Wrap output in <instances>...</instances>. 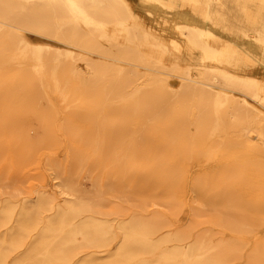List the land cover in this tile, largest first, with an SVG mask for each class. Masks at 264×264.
<instances>
[{"label": "rangeland", "instance_id": "rangeland-1", "mask_svg": "<svg viewBox=\"0 0 264 264\" xmlns=\"http://www.w3.org/2000/svg\"><path fill=\"white\" fill-rule=\"evenodd\" d=\"M130 1L132 2L131 7L135 14L145 25L151 27L152 32L166 42L162 64L154 62L158 56L150 48L144 46H140L139 50L143 54V57L149 61V69L143 67L140 63L135 62L130 64L129 62L121 61L124 58L113 59L99 56L95 52L98 49H90L93 52L89 53L78 48H72L60 38L55 37V33H58V31H55L54 35L39 33L34 30H24L21 32L22 38H20L21 41L25 42V45L15 54L17 55L15 58H11V61L9 60L3 68L0 67V81L5 80V82L2 81L0 83V136H2L0 137V205L9 202L11 205H14V214H17L20 208L30 206V204L35 202L38 194H42L45 198H48L53 205H62L67 200L77 196L88 202L95 209L101 211L100 215H103L101 219H105L114 226L122 220H128L132 214L140 216L146 214L159 215L165 220V225L169 228L168 232L172 235H175L178 231H183L188 235V239L202 237L204 241L215 245L225 242L229 246L227 248L228 255L226 256L227 264H249L252 260L254 264H264V221H262L264 220L262 219L264 218V183L261 192L263 201L257 202L255 201L257 191L254 181L247 175L246 170L239 163L231 165L226 164L224 161L228 155L234 154L237 161H240L239 158L246 156L250 161L259 160V162L264 163V135L257 133V126H264V108L251 97L244 95L240 90H226L223 89V86L218 88L216 94H219L220 99L223 101L227 99L228 107H223L225 118L218 116L215 119L220 125L216 123L215 127H212L211 130L206 128L202 130L198 129L197 126L202 123V120L200 122V116L196 113L194 114L193 107L186 102V105L189 106L187 107L186 115L179 120L180 122H177L178 126H176L175 130L170 131L168 128L166 131L158 129L157 127L166 125L173 118L177 105V97L181 93L184 94L186 92L185 88L183 89L184 85L179 84L181 80L170 72L174 71V66H183L187 61H191V58L194 56L189 47L186 49L188 45L185 37L172 28L173 19H181L193 24L204 25L201 15L204 8L202 4L195 6L186 3L185 0H178L177 8L172 10L165 6L164 14L160 16L158 13L160 9L158 2L151 1L148 3L153 13L149 14L146 12V6L140 4V0ZM259 4L258 0H245V2L244 0H224L221 4L213 2L215 10L211 21L215 22L218 19L222 22L224 20L235 27L244 28L245 26L247 30V22L245 23L246 15L250 13L254 14L261 9ZM257 19V21H253L255 28H249L253 32V37L249 43L245 41L247 40L246 38L236 37V32H223L219 30L217 32L223 38L236 42L241 51H248L252 56L259 57L264 50V17ZM107 33L109 37L97 39L106 49L114 51L117 50L118 46L128 44L119 32L114 33L109 28ZM113 34L117 36L112 39L111 36ZM174 40L179 42L180 48H176L171 43ZM69 51H73V58L68 56ZM86 59L97 63L102 61L107 62L111 66V69L107 70L98 79L92 94L87 97L91 101L90 107L82 108L77 98L72 102L66 103V107L64 101L69 100L70 90L64 86L63 88H56L55 85L60 80H67L65 81L66 83L72 81L70 79L72 76H77L74 77L75 82H80V80L88 81L92 70L87 67ZM68 66L73 68V71L65 73L64 77H61L60 70L66 69ZM126 66L130 69L127 71L134 70L135 72H133V75L132 73H128L129 78L127 77V82L130 85L128 84L124 87L125 98L123 99L134 97L136 99L135 105H133L135 107L134 110L138 109L137 106L140 105L143 99L141 91L150 75L161 78L168 85L166 105L148 106L146 113H143L139 119V131H133L131 125L127 126L129 129L131 126V130L120 129L119 101H112L111 99L116 98L112 97L109 99L110 97L107 96L109 85L113 84L120 77L118 67L127 68ZM195 71L196 69L193 67L191 72L194 73ZM242 74H246V71L242 72ZM3 76L4 78H2ZM109 107H111L110 112L108 111ZM160 107H164V109ZM115 108L116 110L112 111ZM237 108L240 112L237 111ZM161 110L165 113H161ZM168 112L171 113L169 114ZM166 114H168L167 117L165 116ZM163 115L165 118L161 117ZM160 117L162 122L160 121ZM235 119L238 121L235 122ZM146 121L147 123H145ZM111 122L113 123L111 124ZM227 122L232 125L228 131H225L222 123ZM249 122L251 124L248 126ZM154 123L157 125L156 127ZM143 125H145L144 129ZM45 128L47 129L46 131ZM48 128L51 130H48ZM2 130L4 131L2 132ZM71 131H75L76 134ZM97 132H99V135H97ZM143 132L144 135L142 137L141 134ZM183 132L186 135H183ZM14 133H16V136ZM49 133L56 136L51 135L50 138L48 137L50 142L47 139ZM45 134L47 135L45 136ZM73 134L76 137H73ZM135 135H137V138ZM181 135H183L182 138ZM88 136L91 137L89 138ZM146 137L147 139L150 137L149 141H146ZM55 138L56 141L54 140ZM197 139H202L203 145L197 144L195 142L198 141ZM230 140L234 145L237 144V146L233 147ZM114 141L117 143L113 144L112 142ZM188 141L189 143H187ZM42 142L44 144L47 143V145H49L48 142H52L54 147L57 146L54 148L50 144L51 146L49 145L50 148H48L49 146L45 147ZM107 143L110 147L107 146ZM118 144L119 146H117ZM209 144L212 146L211 151H200V146ZM217 144L221 148L217 147ZM245 144L246 155L238 150ZM95 145L97 148H95ZM111 145L113 146L111 147ZM60 146L61 148H59ZM150 147L154 148L155 154L148 151ZM118 148H120V151ZM78 151L80 152V156L77 155V153L79 154ZM81 152L85 154L84 158L86 155L89 157L84 160ZM90 152L92 155L95 154L96 157H91ZM119 153L123 157H120ZM206 153L208 154L206 155ZM106 154L108 155L106 156ZM128 157L129 159H127ZM131 158H135L136 160H131ZM115 160H121L125 165ZM130 161V166L136 168V171L133 167H125L124 171L123 167L127 166V163ZM133 161L136 163L132 164ZM101 163H104V166H101ZM131 169L134 171L132 172ZM130 174H132V177ZM235 174L236 176H234ZM120 176L123 178L122 180L118 179ZM134 182L136 183L134 184ZM220 193L222 194L220 195ZM228 205L229 208L231 207L230 209H226ZM244 212L246 213L244 214ZM94 215H98L97 212H94ZM232 215L234 217H230ZM260 217L262 220H260ZM165 218L168 222H166ZM218 221L223 225L219 227L220 224L216 223ZM249 222L250 225L248 224ZM241 223H245V226H243L244 224L240 226L239 224ZM226 225L233 228H228ZM253 237L255 238L253 239ZM115 239L112 245L115 244ZM260 242L262 243V251L257 252L255 244Z\"/></svg>", "mask_w": 264, "mask_h": 264}, {"label": "bare ground", "instance_id": "bare-ground-1", "mask_svg": "<svg viewBox=\"0 0 264 264\" xmlns=\"http://www.w3.org/2000/svg\"><path fill=\"white\" fill-rule=\"evenodd\" d=\"M151 1L158 2L160 6L158 13L160 16L164 14L165 6L174 10L175 8L178 7V2H179L178 0H140V4L146 6V12L149 14H153L148 4ZM185 1L186 3L193 4L195 6H197V4L203 5L204 9L202 10L201 15L204 21V25H199L197 23L193 24L190 22L182 21L181 19L180 20L173 19L174 21L172 22V28L175 31L179 32L180 35L185 37V40L187 41V45H188L186 49H188L189 47V49H191V51L194 53V56L191 58V61H187L183 66H178V67L174 66V71L170 72L171 74L176 75L181 80V83L179 84L184 85L183 89L185 88L186 92L184 94L181 93L180 96L177 97V105L175 108L174 116L172 115L173 118H171V120L168 121L166 125H161L160 127L157 128L165 131L167 128L170 131L175 130L176 126H178L177 122H180L179 120H181L186 115L187 107H189L188 105H186V102H188L190 106L193 107L194 114L196 113L197 115L200 116L199 118L200 122L202 120L201 124H199L198 122L199 125L197 126V128L200 130L204 128L211 130L212 127H215V124L218 123L217 121H215L216 117L220 116L221 118H225L223 107L228 105V101L227 99L223 101L222 99H220V95L216 94L218 92L217 91L218 88H221L223 86H224L223 89L226 90L227 89L240 90L244 95L251 97L259 105H261L262 108H264V84H263L264 83V50L262 54L259 55V57L252 56V54L248 51L246 52L241 51L236 42L227 38H223L217 32V30L223 32H230V31L236 32L237 34L236 37L246 38L247 40L245 41L249 43L251 41V38L253 37V32L250 31L249 28L251 29L255 28L253 21H257L258 20L257 18L261 19L264 17V0H258L260 2L259 5L261 9L256 11V13L254 14L250 13L246 15L245 23L247 22L246 23V25L248 26L247 30L245 29L246 28L245 26L244 28L235 27L232 24L226 23L224 20L222 22L218 19L215 20V22L211 21L212 14L214 13L215 10L213 2H215L216 4L218 3L221 4L223 3L224 0H185ZM131 5L132 2L130 0H0V29H3L0 30V67L3 68L11 58H15L17 56L15 54L20 50V48H23V45H25L24 44L25 42L21 41L22 38L21 32L24 30H28V31L34 30L39 33L52 34V35H54L53 33H55V31H58V33H55L56 34L55 37L60 38L62 41L66 42V44H68L72 48H78L83 51H87L89 53L93 52L90 49L92 50L98 49L95 52H97L99 56H103L106 58H113V59L124 58L121 61H126V63L129 62L130 64L135 62L140 63L143 67L149 69L148 68L150 67L148 63L149 61L143 57V54L139 50L140 46H144L150 48L151 51L158 56V58L155 59L154 62L158 64H162V56L164 55V47L166 42L160 39L154 32H152L150 26H147L143 23V21L135 14ZM161 21L165 22L163 20ZM109 28L114 33L119 32V34L123 36L125 40L128 42V44L124 46H118L117 50L114 51L108 50L105 47H103L98 42L97 39H101L106 36L109 37L107 33ZM116 36L117 35L113 34L111 37L113 39ZM171 43L176 48L181 47L179 42H177V40H174ZM112 44L115 45L116 43H112ZM72 53L73 51H69L68 56L73 58L74 56ZM86 65L89 69L92 70L88 81L80 80V82H75L74 77L77 76H72L70 77L72 81H68V83L65 82L67 80H60V82L56 83L55 85L56 88L57 87L63 88L64 86L65 88H68L70 90L69 91L70 98L69 100L67 99L66 101H64L65 104L69 103V101L72 102L77 98L82 108L90 107L91 101H89L87 97L92 94V91L95 89L94 87L96 86L98 79L107 70L111 69V66L107 64V62H103V61L97 63L89 59L88 60L86 59ZM193 67H195L196 69L194 73L191 72ZM127 70L130 69H128V67L127 68L118 67V74L120 77L113 84L109 85L110 87L108 89L107 96L110 97L109 99H111L112 97L117 99V100L111 99L112 101H119L120 105L119 104L118 105L120 106L119 112L121 116L120 117L121 119L119 120L120 129L131 130V126H132L133 131H139L140 128L139 119L143 115V113H146L148 106L153 107L155 105L157 106H162L164 104L166 105V95L168 94V85L161 78L156 77L154 75H150L146 80L145 86H143L144 88L141 91L143 95V99L141 100V102L139 101L140 105L137 106L138 109L136 108L137 110H134L135 107L133 105H135L134 102L136 101V99L134 97L130 99L127 97L128 99H123L125 98L124 96L125 93L123 92L124 87L129 84V82H127L129 78L128 73H132L133 75V72H135L134 70L133 71H127ZM72 71L73 68H70L69 66L66 69L64 68L60 70L61 77H64L65 73ZM245 71L246 74H242V72ZM2 78H4V76ZM2 81L5 82L4 79ZM2 81H0V83ZM112 105L114 104L112 103ZM160 108L164 109V107H160ZM167 109L169 110V108ZM110 110L111 107H109L108 111L110 112ZM115 110L116 108L112 111ZM161 113H165V112H162L161 110ZM168 113L170 114L171 112ZM167 115L168 114H166L165 116L167 117ZM158 116L156 117L158 118ZM161 117H164V115ZM109 119L111 118L109 117ZM156 121L154 122L156 123ZM160 121L162 122V119ZM234 121L236 122L238 120L235 119ZM94 122H96V120ZM66 123L68 124V122ZM112 123L113 122H111V124ZM145 123H147V121ZM228 123L229 122L222 123L223 125L222 127L224 128L225 131H228L232 125ZM250 124L251 122L248 123V126ZM128 125H131L130 129L129 127L127 128ZM144 126L145 125H143V129L145 128ZM156 126L157 125H155V127ZM46 130L47 129L45 128V131ZM48 130L51 129L48 128ZM257 130H258L257 131L258 134L264 135V126L258 125ZM3 131L4 130H2V132ZM67 131H69V129H67ZM75 131L74 132L71 131V132L76 134ZM16 133H14L15 136ZM98 133L99 132H97V135H99ZM184 134L186 135L185 132H183V135ZM46 135L47 134H45V136ZM48 135H50V133ZM48 135H47V139L50 142L49 138L51 137L52 134L50 136ZM143 135L144 132L143 134H141V136L143 137ZM183 135H181V138ZM122 136L123 135L121 133V137ZM125 136L127 137V135ZM135 136L137 138V135ZM73 137H76V135H74ZM88 137L90 138L91 136ZM149 139H147L146 141H149ZM54 140L56 141V138ZM189 141L187 143H189ZM43 142H45V140H43ZM43 142L42 144L45 147H48L50 144L53 145L52 142L51 143L48 142L49 145H47V143L44 144ZM195 142H197V144L199 145H203L202 139H199L198 141ZM112 143L114 144L115 141ZM148 143L150 144V142ZM219 144H217V147L221 148ZM96 145L95 148H97ZM50 146L48 148H50ZM112 146L113 145H111V147ZM117 146H119V144ZM232 146L233 147L237 146V144L235 145L233 144ZM108 147H110V145ZM114 147L117 148L116 146ZM200 147H201L200 151L202 152L203 151L209 152L212 150L211 148L212 146H210V144ZM59 148H61V146ZM209 148L211 149L209 150ZM105 149L107 150V148ZM118 149L120 151V148ZM31 150L33 149L31 148ZM238 150L242 154L246 155V144L244 146H241ZM148 151L155 154L154 148L150 147L148 148ZM143 153L145 154V152ZM81 154L83 153L81 152ZM95 154L92 155L91 153L92 155L91 157L95 156ZM119 154L120 157H123L121 156L122 155L121 153ZM207 154L208 153H206V155ZM77 155L80 156V152L79 154L77 153ZM84 155L85 154L82 155L83 159L86 160V158H88L89 156L86 155V157L84 158ZM107 155L108 154H106V156ZM129 157L127 159H129ZM135 158H131V160L133 159L136 160ZM80 159H82V157H80ZM113 159H115V157H113ZM239 159L240 161H237L235 155L231 154L228 155L224 161L226 164H231V165L239 163V165L246 170L247 175L250 177L251 180L254 181L255 184V188L257 191L255 196V201L257 202L263 201V198L261 197V192H262V185L264 183V163L259 162V160L250 161L248 158H246V156ZM115 161L122 162L121 160H115ZM130 163L131 161L127 163L128 164L127 166L123 167L124 171H125V167L127 168L131 167ZM134 163L136 162L133 161L132 164ZM103 164L101 163V166ZM122 165H125V163L122 162ZM135 169L136 168H134V170ZM134 170H132V172ZM132 174H130L131 177ZM234 176H236V174ZM44 177L46 178V176ZM200 178L202 177L200 176ZM118 179L122 180L123 178L120 176L118 177ZM135 183L136 182H134V184ZM221 194L222 193H220V195ZM228 202L226 203L228 204ZM229 205L226 209L229 208ZM14 211H15L14 205H11L9 202L0 205V264H227L226 256L228 255L227 248L229 246L225 242H222V244L215 245L210 242L204 241L202 237H195L193 239H188V235H186V233H184L183 231H178L176 232L175 235H172L170 232H168L169 228L166 227L165 220H163V218L159 215L146 214L144 216H140L138 214H132L128 220H122L114 226L109 222H107L105 219H101L103 215L100 214L102 212L95 209L92 205H90L88 202L84 201L80 197L74 196V198L67 200L62 205L59 204L53 205L52 202L48 198H45L42 194H38L36 197V201L30 204V206L20 208L17 214H14ZM94 212H97L98 215H94ZM245 213L246 212H244V214ZM230 217H234V216L232 215ZM213 218H215V216H213ZM262 219L260 217V220ZM166 222H168L167 219ZM216 223H218V225L220 224L219 221ZM242 224H244L243 226H245V223H241L239 225L241 226ZM248 224L250 225V222ZM248 224H246V226H248ZM218 225L216 226L218 227ZM221 225L223 224H220L219 227ZM226 226L231 229L233 228L228 225ZM253 226L255 227V225ZM254 238L255 237H253V239ZM114 239H115V244L112 245ZM261 247H262L261 242L255 244V249L257 252L262 251ZM252 261L249 264H254L252 263Z\"/></svg>", "mask_w": 264, "mask_h": 264}]
</instances>
